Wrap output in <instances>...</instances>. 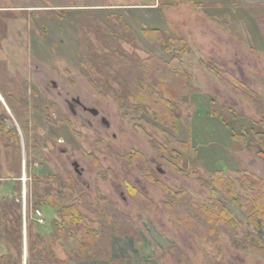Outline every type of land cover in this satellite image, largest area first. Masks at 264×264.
<instances>
[{"label":"rangeland","instance_id":"374dc122","mask_svg":"<svg viewBox=\"0 0 264 264\" xmlns=\"http://www.w3.org/2000/svg\"><path fill=\"white\" fill-rule=\"evenodd\" d=\"M191 1L206 7L195 8ZM153 5L160 15L145 11ZM263 18L264 0H0V122L11 124L8 128L20 146L16 161V143L10 144L14 162L8 169L0 143V198L19 206L10 216L12 222L3 221L10 230L18 232L15 218L21 215L22 220V245L15 232L11 245L0 243V258L34 264L40 250L54 252L67 264H111L69 261L74 242L54 237L53 221L60 218V209L42 208L35 201L34 179L45 183L50 178L51 188L62 193L67 205L78 204L92 227H98L92 212H99L119 228L121 235L110 234V255L124 264H264L263 256L236 248L226 235L217 244L206 243L176 224L162 208L164 191L148 179L152 174L175 191L185 189L201 204L210 201L209 185L216 171L235 181L238 170L264 179V161L257 156L262 150L257 134L264 133V28L259 25ZM111 21L129 28L118 46L131 59H144L149 53L171 58L146 40L145 28L185 39L194 52L195 61L187 70L194 92L176 105L181 116L176 131L156 122L150 111L142 113L136 125L122 110L124 102L109 90L102 94L95 88L94 82L102 81L127 96L130 105L137 104L120 90L108 69L113 65L107 57L109 46L115 41L101 26ZM134 37L147 51L133 42ZM207 63L251 88L262 110L237 94L231 80L210 72ZM11 87L16 91L5 96L2 90L8 93ZM147 136L157 143V151ZM181 160L187 173L176 167ZM194 170L206 185L189 176ZM129 187L156 209L145 201L140 205ZM219 197L239 225L238 239L254 233L247 215L222 193ZM30 244L35 247L32 256ZM171 248L177 250L171 253Z\"/></svg>","mask_w":264,"mask_h":264},{"label":"trees","instance_id":"16d2710c","mask_svg":"<svg viewBox=\"0 0 264 264\" xmlns=\"http://www.w3.org/2000/svg\"><path fill=\"white\" fill-rule=\"evenodd\" d=\"M192 6L199 9H204L206 6L202 3L194 1L190 2ZM259 25L264 28V18L259 21ZM101 29L104 34L110 36L113 45L109 46V54L107 57L113 64L108 66L109 71L117 79V83L122 92L132 96L136 101V106L130 105L127 101V96H122L113 88L104 85L102 81L94 82L95 88L102 94L109 90L115 98L120 99L125 103L122 107L126 111L131 121L138 124L139 116L150 111L156 122L164 127L171 128L174 131L178 129L181 119L180 114L176 110V105H181L187 97H191L194 90L190 85L191 75L188 73V68L195 61V54L188 46L185 39H177L168 37L166 32L160 29L145 28L143 35L150 43L163 50L164 53L171 56L169 61L149 53V56L144 59H131L128 54L119 49V42L124 41L129 30L127 25L122 22L111 21L108 24L102 23ZM133 42L138 45L143 51H147L146 47L140 39L134 37ZM102 61H108L102 59ZM206 68L215 74L219 79L231 80L230 83L235 84L231 87L237 94L247 98L259 110H262L258 95L243 82L237 80L228 72L220 70L212 63L204 64ZM14 86V85H13ZM11 91L3 94H14L15 87H11ZM132 117H136L134 119ZM261 124L264 126V118ZM137 128H140L138 125ZM13 133L9 130L5 122H0V143L3 145L6 152V165L8 169L14 161L11 155L12 146L15 140L12 137ZM150 144L155 151L158 150L157 143L152 141L150 136H147ZM261 143V149L257 156L264 161V133L257 134ZM14 140V141H12ZM16 161L19 158L20 146L15 142ZM133 154H129L132 157ZM193 155V152H192ZM131 164L134 165L133 162ZM185 164V163H184ZM183 160L177 167L181 173H187L186 166L181 167ZM189 176L195 178L199 183L206 185L207 181L200 175L197 170L189 171ZM2 163L0 161V185L3 181ZM153 185L161 188L166 200L162 203L164 212L179 226L194 234L198 239L206 243L217 244L222 235L229 237L233 245L243 251L257 253L264 258V179L259 178L249 171L236 172V181L226 175L222 171H216L212 174L211 198L209 203L201 204L192 198L191 194L185 189L177 191L168 187L166 184L155 180L152 174L148 178ZM35 186L37 190L36 203L39 207L60 210V218L54 219L53 227L55 231L54 237L57 241L68 240L75 244L74 250L69 254V261L80 259L86 260H109L111 264H124L123 260L112 259L110 255V234L119 232V228L114 227L107 216L99 212H92L95 215L97 228L92 227L87 222V217L79 209L78 204L67 205L68 201L63 197L59 190L51 188L49 180L41 182L37 178ZM236 182L239 184L242 191L246 194H239L237 191ZM74 189V187H72ZM140 205L145 201L149 208L156 209V205L143 194L139 193L135 188H128ZM222 193L227 198L232 200L248 217L249 223L254 227V233H247L244 239H238L237 230L238 223L236 222L232 211L228 208L227 203L219 197ZM81 194V193H80ZM6 199L0 198V243L11 245L13 243L14 233L10 230L9 224L3 222L8 220L12 222L10 216L15 211H19V206L15 203L8 204ZM145 203V204H146ZM18 225V245H22V220L21 215L15 218ZM8 225V226H7ZM40 236H38V239ZM42 241V240H40ZM34 245V244H33ZM30 244L29 251L31 256L35 254V247ZM176 248L169 250L175 252ZM177 253L181 254L179 251ZM180 263H183L180 262ZM0 264H21L13 262L9 256L0 258ZM34 264H67L66 261L58 259L54 252L44 253L39 250L37 252ZM185 264H190L187 261Z\"/></svg>","mask_w":264,"mask_h":264},{"label":"flooded vegetation","instance_id":"af4514ba","mask_svg":"<svg viewBox=\"0 0 264 264\" xmlns=\"http://www.w3.org/2000/svg\"><path fill=\"white\" fill-rule=\"evenodd\" d=\"M54 85H55V87H56V84H54ZM66 103L68 104V107L70 108L71 112H72L73 114H76L77 112H76V108L74 107V105H73V104H69V100H68V99H66ZM76 104H78L79 106H81L85 111H90V112L94 113V110H93V111H92V110H88V109L82 104V102H80V100H77V101H76ZM98 114H99V113H98ZM95 116H98V115H95ZM101 121L103 122V124H106V120H105L104 118H102ZM8 126L10 127L11 124H9ZM77 169H78V167H77Z\"/></svg>","mask_w":264,"mask_h":264},{"label":"crops","instance_id":"0c3cea01","mask_svg":"<svg viewBox=\"0 0 264 264\" xmlns=\"http://www.w3.org/2000/svg\"><path fill=\"white\" fill-rule=\"evenodd\" d=\"M153 4H154V3H153ZM145 7H146V6H145ZM156 7H157V6H154V5H153V6L151 7L152 10H145V11H146L147 13H149V11H151V13H152L153 15H157V14L160 15V11H158ZM157 12H159V13H157ZM155 18H156V17H155ZM156 20H157V19H156ZM165 29H166V28H165Z\"/></svg>","mask_w":264,"mask_h":264},{"label":"built area","instance_id":"2783aa9c","mask_svg":"<svg viewBox=\"0 0 264 264\" xmlns=\"http://www.w3.org/2000/svg\"><path fill=\"white\" fill-rule=\"evenodd\" d=\"M35 214L40 218V220L42 222H44V220H43V213L40 210L36 209L35 210Z\"/></svg>","mask_w":264,"mask_h":264},{"label":"water","instance_id":"95a60500","mask_svg":"<svg viewBox=\"0 0 264 264\" xmlns=\"http://www.w3.org/2000/svg\"><path fill=\"white\" fill-rule=\"evenodd\" d=\"M92 111H93V110H92ZM94 114H95V115H98V112L94 110ZM106 124H107V126H109V124H108L107 122H106ZM73 166H74V168H75V171H76L77 173L80 174L79 170L77 169L78 164L75 162V163L73 164Z\"/></svg>","mask_w":264,"mask_h":264}]
</instances>
